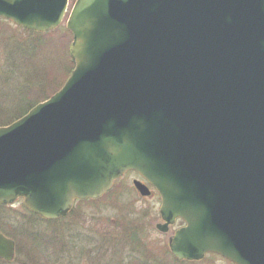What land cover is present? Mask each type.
Listing matches in <instances>:
<instances>
[{"label":"water","instance_id":"obj_1","mask_svg":"<svg viewBox=\"0 0 264 264\" xmlns=\"http://www.w3.org/2000/svg\"><path fill=\"white\" fill-rule=\"evenodd\" d=\"M67 4L0 0V18L45 31ZM66 27L64 84L0 126V203L56 219L134 170L157 228L185 222L176 258L264 264V0H75ZM14 244L0 232V259Z\"/></svg>","mask_w":264,"mask_h":264},{"label":"rangeland","instance_id":"obj_2","mask_svg":"<svg viewBox=\"0 0 264 264\" xmlns=\"http://www.w3.org/2000/svg\"><path fill=\"white\" fill-rule=\"evenodd\" d=\"M74 2L75 0H69L68 12L65 16L70 12ZM69 36L72 41V34L66 28L64 18L57 27L43 33L35 30H25L14 24L10 19L0 18V109L6 110V113L3 115L6 116V114L9 115L10 113L14 114L13 108L18 109L21 107L19 101L21 97L19 90L21 88L28 87V97L31 99L41 93H50L54 89L57 91L63 85L68 75L64 77L61 83L59 82L68 68L66 59L71 45ZM51 65L54 68L63 66L61 73L58 72L54 76L51 75V77L47 74L46 77H44L43 75L45 73L43 74L41 71L46 66ZM53 93H51V95ZM1 113L4 112H0V114ZM130 177L132 176L128 174L121 180L124 182ZM117 182H119V180L115 183ZM108 193H105L102 198L96 201L86 199L81 203H75L74 207L76 208L71 211L70 214L67 216L65 215L66 217L62 216L56 219H47L42 216H36L38 218H34V220L29 219L23 205V199L20 197L11 203H0L1 227L8 231L13 229L15 233L18 234V239L20 241L19 243L16 242L18 245H16V248L18 249H16L15 260L5 264H21L23 258L21 245L24 246L23 243H25L26 246L33 245L36 253H39L37 251L39 248L40 253L47 255L45 249L47 245L45 242L52 243L56 241L54 237L58 238L62 235L61 239L58 240L63 245L69 241L67 239L70 235H77L72 233H78L81 239L80 242H77L79 238L76 239V243L78 244L77 252H79L81 248L80 254L78 255L75 250L76 255H73V257H93L94 249L97 253L96 257H113L114 254L120 252L118 247H110L114 250L113 253L108 249L105 251L104 248L96 249L89 244V239H92L90 242L93 241L96 244L97 236H100L101 239L107 235L118 237L121 235L119 231L121 220L128 217V215L139 216L137 223H139V225L141 223V226L151 225L152 229L149 232L151 238H154L157 243L155 247L156 250L153 251V254L156 255L158 263L174 264L171 261L172 256L167 250L169 241L168 236L170 237L171 234L178 229L179 225H185V222L182 219H179L180 222L177 223L174 221V223L170 225L169 231H166L167 233L165 234V232H161L154 228V221L157 223L161 221L158 213L160 206L159 197L152 199L148 198L147 200L139 198L134 199L130 197L131 193L128 195L127 191L124 189H119V192H116V194H114L115 189L111 193ZM106 195H108V197L105 199H110L109 201L104 200ZM131 200V209L123 207L124 203L127 204ZM156 210L157 213H155ZM145 211H147V213L149 212L147 217L142 216ZM120 212L125 215V217L123 216L124 218L120 215ZM20 243L21 245H19ZM24 256L26 258V255ZM62 257L69 256L62 255ZM212 257L218 264H227L226 262H228L220 260L218 256L217 258L214 256ZM27 260L26 262L28 264L33 263L32 260L30 263ZM0 264L4 263L0 261Z\"/></svg>","mask_w":264,"mask_h":264},{"label":"flooded vegetation","instance_id":"obj_3","mask_svg":"<svg viewBox=\"0 0 264 264\" xmlns=\"http://www.w3.org/2000/svg\"><path fill=\"white\" fill-rule=\"evenodd\" d=\"M128 174L131 175L132 177H130L129 179H127L126 181L123 182V180H121V179ZM118 180H119V182L115 183ZM135 180H138L142 184H144L147 187L149 193L146 195H142L139 192V190L135 187V185L133 184ZM114 189H115L114 194H116V192H119V189H124L127 191L128 195H129V193H131L130 197H133L134 199L139 198V199L147 200L148 198L152 199V198L159 197V194L156 191L155 187L152 184H150L147 180H145L143 177H141L135 171H127L121 177H119L118 179H115L113 181V183L111 184V187L109 188V190L105 193H108L109 191L112 192ZM111 192H109V193H111ZM103 195H101L100 197H98L96 199H90V201H96L97 199L102 198ZM107 197H108V195H106L104 197V200L109 201L110 199H105ZM81 201L83 202V200H81ZM79 202H80V200H76V199L73 201V205H72L71 209L67 212L66 216L68 214H70V212L76 208V207H74L75 203L78 204ZM131 202H132V200L130 202H128L127 204L124 203L123 207H126L127 209H131L130 208ZM148 213H147V211H145V213L142 216L147 217ZM155 213H157V210L155 211ZM158 213H159V211H158ZM26 214H28L29 216L30 215L37 216L28 210H26ZM120 215L122 217L123 216L125 217V215L122 214L121 212H120ZM66 216H64V217H66ZM138 218H139V216L136 217V216L128 215V217L121 220V226L119 227V231H120L121 235H119L118 237L112 236V235H107L101 239L100 236H97L96 237V240H97L96 244L93 241L90 242V240H92V239H89V244H91V246L96 248V249L97 248H99V249L104 248L105 251L108 249L109 251H111V253H113L114 250L112 248L118 247L120 252L114 254L113 257H111V256L109 258L96 257L97 253L95 252V249L93 251V257H88V258L73 257V255H76L75 250H76V252L78 251V249H77L78 244L76 243V241H77L76 239L79 238V236H78V233H72V234H77V235H70L67 239L69 241L64 243L63 245L58 240V239H61L62 235L59 236L58 238L54 237V239L56 241H54L52 243L51 242H45V244L47 245V247H45V249L47 251V255L40 253L39 248L37 250L39 253H36L33 245L26 246L25 243H23L24 246H22L20 243L19 245H21V253H23V258H24V259L22 258L21 264H28L26 262V260L28 259L27 261L30 263V261L33 258H34L32 260L33 263L31 262L32 264H163V262L158 263V261L156 259V255L153 254V251L156 250L155 247H156L157 243H156V240H154V238H151V235L149 232L152 229L151 225L150 226H141V223L139 225V223H137ZM160 220H161V218H160ZM175 222L176 223L180 222V220L176 219ZM154 223H155L154 228L156 230H158V228H157L158 223L155 221H154ZM181 226L182 225H179L178 228H180ZM169 228H170V226H169ZM169 228H168V231H169ZM167 232H165V234ZM173 233L171 234V236L173 235ZM170 237L168 236V240ZM80 241H81V239L79 238V241H77V242H80ZM16 245L17 244L15 243L14 258L12 260L0 259V261L2 263L5 264V263H8L9 261L12 262L15 260L16 249H18V248H16ZM121 245L123 248L121 247ZM50 246L55 248V249L51 248ZM104 246H108V247H104ZM167 246H168V244H167ZM35 247H38V246H35ZM110 247H112V248H110ZM65 249H67V250H65ZM80 250H81V248H80ZM80 250H79V252H77L78 255L80 254ZM168 251H169L170 255L172 256L171 261L174 264H218L217 261L212 257V256H214L217 258L218 255L216 256V254H213V253H207L200 259H178L171 254V252L169 250V246H168ZM24 255H26L27 259L25 258ZM33 255H34V257H33ZM62 255L63 256H69V257H62ZM218 258H220V260L228 261V260H226L220 256H218ZM228 262H226V263L227 264L231 263V262H229V263ZM231 264H233V263H231Z\"/></svg>","mask_w":264,"mask_h":264},{"label":"trees","instance_id":"obj_4","mask_svg":"<svg viewBox=\"0 0 264 264\" xmlns=\"http://www.w3.org/2000/svg\"><path fill=\"white\" fill-rule=\"evenodd\" d=\"M66 33L68 34V32L66 31ZM69 40L71 41V37L69 36ZM67 64H68V68L67 70H63L65 71L63 78L61 79V81L59 83L62 82V80L64 79V77H67V75L69 74V72L72 70L74 64H73V60L71 58V55H70V52L68 50V53H67ZM61 66V65H60ZM63 69V66L62 67H58V68H54L52 65L51 66H46L41 72H43V76L46 77L47 74H49V76L51 77V75H55L57 74L58 72L61 73V70ZM63 73V72H62ZM54 91H56L55 89L52 90L50 93H41V94H38L36 97H33V98H29L28 97V87H23L19 90L20 92V105L21 107H19L18 109L17 108H13L14 110V114L10 113L9 115L5 114L6 113V110L4 109H0V112H4V113H1L0 114V125H7L9 123H11L12 121H14V119H17L21 116H23L29 109H31L34 105H36L38 102H41L43 100H45L46 98H48L51 93H53ZM82 201H80L79 203H81ZM1 206V205H0ZM29 216V215H28ZM29 219H32L34 220V218H38L34 215H30L28 217ZM0 230L8 237L12 238L15 240V242L19 243V239H18V234L15 233V231L12 229L10 231L8 230H5L3 227H1L0 225ZM168 250V248H167ZM169 252V251H168Z\"/></svg>","mask_w":264,"mask_h":264}]
</instances>
